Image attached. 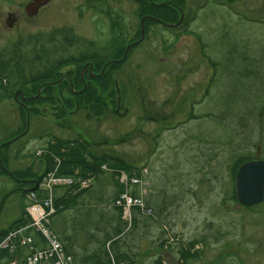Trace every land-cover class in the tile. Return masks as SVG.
Wrapping results in <instances>:
<instances>
[{
	"label": "rangeland",
	"instance_id": "rangeland-1",
	"mask_svg": "<svg viewBox=\"0 0 264 264\" xmlns=\"http://www.w3.org/2000/svg\"><path fill=\"white\" fill-rule=\"evenodd\" d=\"M87 1L55 0L58 9L44 10L12 28L0 24V52L20 39L39 34L47 37L61 29H71L80 38L105 45L111 38L112 21ZM106 1L102 8L109 7L114 17L122 18V26L130 31L128 39L142 38V32L137 36L143 19L139 12L142 0ZM185 5L188 26L176 29L166 23L147 24L143 40L116 72L120 104L103 118L88 119L85 113L71 109L69 116L57 119L56 108L50 104L38 106L45 115L28 117L16 93L0 101V145L23 128L29 130L11 146L0 147V198L18 185L1 173V166L25 171L32 165L36 171L42 168V174L44 163L36 153L52 138H78L93 153L123 158L138 167L139 193L144 201L155 202L154 211L139 215L138 226L127 230L119 243L123 251L136 253V264H154L163 249L159 245L167 238L178 260V251L197 241L186 262L174 260L172 264H264V200L248 207L235 202L231 177L238 156L257 155V148L249 140L262 143L257 156L264 159V120L262 126L253 122L244 129L236 128L235 119L244 115L247 106L241 97L233 106L232 101L226 104L222 99L230 89L237 90V83L249 88L250 83L257 82L254 76L239 73L243 71L239 65L247 64L235 53L236 44L258 59L247 68L263 72L261 84L254 89L264 93V0H238L233 4L225 0H186ZM196 34L205 42V49ZM204 54L215 61L229 62V68L214 70ZM237 77L235 82L233 78ZM225 109L230 112L224 118L220 114ZM107 174L108 179L112 177L108 184H124L123 174L127 180L137 176L122 170H109ZM113 189L112 185L108 188ZM104 192L107 190L98 193L104 197L101 202L109 199ZM26 205V192L8 197L0 213V231L13 224ZM73 208L63 212L65 216L78 213ZM95 216L106 217L99 220L108 229L112 217L108 214L107 218L104 212ZM84 234L80 238L86 241ZM86 242L90 248L97 247L94 240ZM86 242L80 241L79 251Z\"/></svg>",
	"mask_w": 264,
	"mask_h": 264
},
{
	"label": "trees",
	"instance_id": "trees-1",
	"mask_svg": "<svg viewBox=\"0 0 264 264\" xmlns=\"http://www.w3.org/2000/svg\"><path fill=\"white\" fill-rule=\"evenodd\" d=\"M105 1L88 0L87 2L91 5V8L101 13H107L109 19L112 21L111 38L107 46H99L94 41H87L82 37L80 38L71 29H61L53 31L47 37L43 34L28 36L14 43L12 48L1 51L0 101L17 94L16 100L18 104L22 106L26 115L27 113L30 114V117L32 115H45V113H42L38 109V106L41 104H50L56 108H54L56 110L54 116L61 120L73 112L69 111L71 109H74V112L85 113L88 119H99L106 116L111 108L118 107L120 99L116 95V72L121 69L120 67L127 61L133 48L137 46L136 44L131 45L128 57L124 60L123 57L128 46L132 42H135V40L141 39V36L140 38L137 37L141 33V30L137 33V39L134 41L129 40V28L123 27L124 24L122 26V18L114 17L109 7L106 10L102 8L101 5ZM237 1L225 0L229 4ZM96 2L100 4L98 5ZM185 4L186 0H142L139 6V12L145 18V29L147 30V24L149 23L155 25L158 23L175 24L179 22L181 10L186 12ZM116 19L117 21H115ZM188 24L189 20L186 16L180 28L186 27ZM196 35L202 47L205 49V42L200 35ZM235 47V53L242 57L241 61L244 64L252 66L258 60L249 56L244 49H239L237 44ZM227 54H229V50ZM204 57L210 61L214 70L217 67L229 68V62L215 61L207 54H204ZM93 59V62L100 64L99 72H101L104 63L109 62V66L106 74L100 78L86 76L87 87L85 89L80 72L84 64ZM112 59H121V61L111 62ZM247 65H239L238 69L243 70L239 73L244 77L254 76L257 82L250 83L249 88L237 83L238 86H235L237 90L230 89L222 97L226 104L232 101V105L230 103L231 106L240 97L245 102L243 104L247 106V109L244 115H240L238 120L235 119L236 128L241 127L242 129L246 128L250 123L254 124L257 122L261 125L264 120V93H256L257 91H255V87L259 86L262 82L263 72L249 69ZM227 72H231V70ZM64 74L76 80L75 87L80 90L79 92H71L69 83L66 80H62ZM238 78L233 79L236 82ZM238 90H242L239 95L236 93ZM23 103L25 106H23ZM46 111L47 109L44 112ZM229 112V109L222 110L220 116L224 117ZM28 131L27 127L23 128V130L9 137L0 147L5 148L11 146L15 140L26 135ZM249 142L257 148L256 153L259 155L263 148L262 143L251 140ZM45 146L39 153H36V156H39L40 162L44 163L43 170L45 171L42 174L40 173L42 172V168L40 171H36L31 169L33 167L32 165L25 171L11 170L10 168L6 170V167L1 166V173L17 181L18 185L0 198V206L13 193L23 191L27 194L29 191L25 189L33 188L35 183L40 182L43 175L48 171H55L59 176L71 177L75 180L73 185L59 186L53 189L55 212L51 216V229L60 240L66 254L72 257L73 264H136V253L133 251L132 253L123 251L119 243L127 230H134L138 226L140 220L139 215L143 216V213L150 215L154 211L153 206L155 202L150 199H145L144 201L138 190L139 182L132 183V177L124 184H118L117 181H114V183L111 181L112 184H108L109 179L112 177L110 176L108 179L109 175L107 173L109 170L112 172H120L121 170L126 172L132 171L137 174L135 179L139 180V177H141V173L138 171L139 168L126 162L123 158L113 157L109 154L99 155L93 153L90 147L88 146V148L85 142L78 138L62 139L55 137L47 142ZM243 154L246 153L238 156L234 165L231 167L233 181L232 199L235 202H238L236 194V174L239 167L250 160L263 159L257 155H250L249 153V155ZM112 176L114 175L112 174ZM83 180L88 181L86 187H82L81 185ZM110 185L114 186L113 191L108 190ZM101 190H107V193H109L104 192L109 197L108 201H100V199L104 200L103 196L98 195ZM34 192L40 199L49 198V193L40 187H36ZM124 193L142 200L143 204L132 205L130 207L129 218L125 217L124 207L117 205V201ZM105 203L106 205H104ZM73 206L76 208H73ZM71 208L78 213L67 214L65 216L63 212H67ZM101 212H104L107 218L108 214L112 217V220L109 221L108 229H106L105 225H101L102 222L100 221L106 219V217L100 219L101 216L98 218L95 216V214L100 215ZM62 216L65 217L61 221ZM122 218L126 221H122ZM105 221L107 222V220ZM29 223L30 221L26 216L24 207V210L15 222L0 231V241L9 232L26 227ZM86 231L87 233H85ZM84 233L86 234L84 240H94L97 246L96 248H90L88 246L89 242L83 241V236L80 238V235ZM22 236L32 237V246L35 248L40 249L46 246L41 236L31 226L24 230ZM22 236L20 235L21 238ZM18 241L19 239L16 240L17 248L12 253L6 249H0V264H10L13 260L17 259L23 260L30 254L32 250L30 246H23ZM80 241L86 242L84 249H82L83 251H79V247H81ZM168 243H170L169 238L163 240L159 245L164 250L162 249L159 253L154 264H172V261L178 260L174 255L176 249L169 246ZM196 243L197 241L194 240L189 243L188 248L185 246L180 250L178 248L179 260L177 262H181V260L186 262L191 255V249L194 248ZM76 245H78L77 250H75ZM45 264H53V262L51 261Z\"/></svg>",
	"mask_w": 264,
	"mask_h": 264
},
{
	"label": "built area",
	"instance_id": "built-area-1",
	"mask_svg": "<svg viewBox=\"0 0 264 264\" xmlns=\"http://www.w3.org/2000/svg\"><path fill=\"white\" fill-rule=\"evenodd\" d=\"M122 178L127 182V176ZM133 183H138V179H132ZM75 183V180L71 177L59 176L55 171L47 172L38 183L39 187L49 193V198L40 199L35 192L30 193L27 196L28 206L26 208V214L30 220L29 226L37 231L47 246L44 249H38L32 246V237L22 236L25 230L20 228L16 231H11L8 235L0 242V249H6L11 253L17 248L16 240L19 239V243L23 246H30L32 249L30 254L23 260H13L10 264H73V259L70 255H67L63 249L61 242L58 237L51 230V216L54 214L55 209L53 205V189L59 186H70ZM82 187L88 185L87 180L82 181ZM117 205H121L125 209V217H130V207L132 205H143L142 200L133 198L127 193H124L119 200ZM28 226V227H29ZM22 236V238L20 237Z\"/></svg>",
	"mask_w": 264,
	"mask_h": 264
},
{
	"label": "flooded vegetation",
	"instance_id": "flooded-vegetation-1",
	"mask_svg": "<svg viewBox=\"0 0 264 264\" xmlns=\"http://www.w3.org/2000/svg\"><path fill=\"white\" fill-rule=\"evenodd\" d=\"M31 2H32V0H0V24L4 25L5 27L12 28V27L17 26V23H19L21 20L34 19L36 16H38L44 10H54L56 8L57 9L59 8V6H57L55 4V0H41L38 14L34 17H31L27 11V7L29 6V4ZM5 4H8V6H5ZM225 5H228V4H225ZM62 7H65V6L63 5ZM182 14H183V21H184V18L186 16L188 18V13L181 10V16H182ZM188 20H189V18H188ZM183 21H182V23H183ZM182 23L179 26L173 27V28H176V29L180 28ZM144 32H145V29H144ZM140 40L132 42L129 45L130 48H131V45H133V44L135 45V43L139 42ZM107 43L103 46H107ZM129 52H130V49H129ZM129 52H128V54H129ZM128 54H127V57H128ZM96 55H94V56H96ZM93 61H94V59L87 61L84 64V66L82 67L81 72H80L81 79L83 81V85H84L85 89L87 87V81L85 79L86 76H90L93 78H100L104 74H106L107 68L109 66V62L104 63L102 65L101 72H99V65L100 64H97L96 62H93ZM119 61H121V59H112L111 62H119ZM62 80H66L69 83L72 93H77L80 91L79 89H76V87H75V84H76L75 79H71L70 76H68V75L66 76V74H64V76L62 77Z\"/></svg>",
	"mask_w": 264,
	"mask_h": 264
},
{
	"label": "water",
	"instance_id": "water-1",
	"mask_svg": "<svg viewBox=\"0 0 264 264\" xmlns=\"http://www.w3.org/2000/svg\"><path fill=\"white\" fill-rule=\"evenodd\" d=\"M40 2L41 0H32V2L27 7V11L31 17H34L38 14L40 8ZM182 21H183V14L179 22L175 24H166V26L177 27L182 23ZM144 29H145V18L142 19V23H141V32H142L141 40L143 39L144 36ZM139 42H136L135 44H138ZM129 49L130 46L127 48L123 59L127 57ZM35 188L36 186L30 189L26 188L25 190L33 191ZM236 194L239 203L247 207L260 204L264 200V160L263 159L250 160L239 167L236 174ZM3 202L0 206V213L3 207Z\"/></svg>",
	"mask_w": 264,
	"mask_h": 264
}]
</instances>
